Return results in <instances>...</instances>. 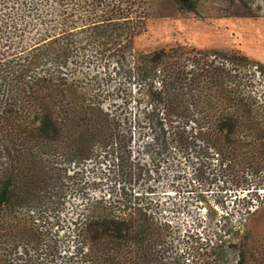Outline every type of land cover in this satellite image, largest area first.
I'll return each mask as SVG.
<instances>
[{"label":"trees","instance_id":"trees-1","mask_svg":"<svg viewBox=\"0 0 264 264\" xmlns=\"http://www.w3.org/2000/svg\"><path fill=\"white\" fill-rule=\"evenodd\" d=\"M7 1L0 26L24 27H0V264H53L60 249L65 264H183L154 200L83 197L62 215L69 195L86 193L91 162L120 167L132 152L101 100L99 61L139 86L151 125L196 143L187 150L199 185L264 189V101L249 90L245 57L134 50L143 0H29L4 18Z\"/></svg>","mask_w":264,"mask_h":264},{"label":"rangeland","instance_id":"rangeland-1","mask_svg":"<svg viewBox=\"0 0 264 264\" xmlns=\"http://www.w3.org/2000/svg\"><path fill=\"white\" fill-rule=\"evenodd\" d=\"M28 1H7L1 7V16L14 15ZM143 3L146 31L132 40L134 50L150 52L186 46L238 54L246 58L240 69L247 74L249 90L264 101V0ZM28 19L38 25L37 19ZM0 27L24 26L18 20L17 24ZM114 66L113 61H99L91 70L98 73L104 107L114 115L117 132L128 139L132 152L120 167L91 162L85 175L86 193L69 195L63 217L82 207L83 197L105 196L117 202L151 199L157 203L160 219L171 225L169 241L174 255H182L183 264H264V189L254 190L252 186L250 191H241L226 190L221 183L199 185L194 179L199 157L195 150H187L195 148L196 143L172 142L151 125L145 118L139 86ZM217 158L209 160L212 166L217 164ZM53 264H65L61 249Z\"/></svg>","mask_w":264,"mask_h":264}]
</instances>
